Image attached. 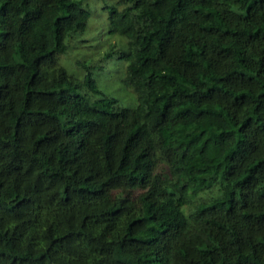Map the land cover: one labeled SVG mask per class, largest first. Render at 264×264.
<instances>
[{
  "label": "trees",
  "instance_id": "1",
  "mask_svg": "<svg viewBox=\"0 0 264 264\" xmlns=\"http://www.w3.org/2000/svg\"><path fill=\"white\" fill-rule=\"evenodd\" d=\"M104 10L132 108L80 1L0 0V264H264V0Z\"/></svg>",
  "mask_w": 264,
  "mask_h": 264
},
{
  "label": "rangeland",
  "instance_id": "2",
  "mask_svg": "<svg viewBox=\"0 0 264 264\" xmlns=\"http://www.w3.org/2000/svg\"><path fill=\"white\" fill-rule=\"evenodd\" d=\"M89 12L90 18L86 30L78 33L68 42V50L58 59V64L63 66L70 76L83 78L84 72L77 68V63H85L95 69L93 77L98 88L108 97L117 101L120 107L132 108L136 104L135 94L122 85V78L126 64L112 57L104 61V53L112 47L121 45L125 39L108 33L107 11L105 7L115 6L117 0H76Z\"/></svg>",
  "mask_w": 264,
  "mask_h": 264
}]
</instances>
